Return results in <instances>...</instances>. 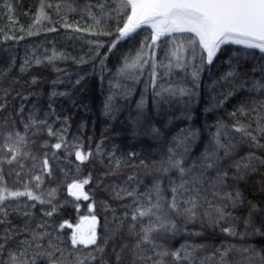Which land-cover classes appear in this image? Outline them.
I'll list each match as a JSON object with an SVG mask.
<instances>
[{
  "label": "trees",
  "instance_id": "1",
  "mask_svg": "<svg viewBox=\"0 0 264 264\" xmlns=\"http://www.w3.org/2000/svg\"><path fill=\"white\" fill-rule=\"evenodd\" d=\"M117 6L0 0V264L13 256L15 264H153L161 248L182 246L188 259L166 264H264V89L253 87L264 83V53L228 45L209 64L185 46L177 59L172 52L191 34L154 48L147 28L118 40ZM137 55L140 64L125 68ZM78 150L89 158L77 160ZM170 160H181L184 175ZM85 179L89 199H76L68 186ZM13 191L39 200L8 197ZM92 216L97 244L73 246L76 226ZM157 216L176 229L140 243Z\"/></svg>",
  "mask_w": 264,
  "mask_h": 264
},
{
  "label": "snow or ice",
  "instance_id": "2",
  "mask_svg": "<svg viewBox=\"0 0 264 264\" xmlns=\"http://www.w3.org/2000/svg\"><path fill=\"white\" fill-rule=\"evenodd\" d=\"M117 8L114 9L117 15L120 16L123 27L117 29L119 33L118 40L124 39L132 35L140 29L142 26H148L151 28V45L148 47L154 48L157 42L165 36H171L175 33H188L191 34L185 40V42L180 43L176 51L172 52V56L176 57L177 51H183L185 46L190 48L195 54L197 48L201 49L206 53L207 63L211 64L213 58L217 55L221 46L224 44H234L243 46L246 49H258L261 53H264V0H117ZM101 8L104 5H100ZM43 15V13H41ZM99 23V21H97ZM118 42V41H117ZM112 47H115L113 43ZM180 59V57H176ZM141 56L137 55L133 59L132 63L129 64L125 62V68H135L140 64ZM147 61H145L146 63ZM176 67H182V65L177 64ZM155 68V65H153ZM123 71V69H121ZM193 78H197V73L193 72ZM229 75H232L231 73ZM153 78L155 79V72L153 73ZM254 88L264 89V83L256 82L253 85ZM164 92H168L171 95H175L176 92L171 89H164ZM180 95L189 94L187 90L180 89ZM161 95V93H157ZM111 100V98H109ZM106 109L111 110V105L106 104ZM138 109L143 108V100L137 105ZM237 132H242L244 135L249 136L253 141H256V136L245 130L244 127H236ZM155 131V130H154ZM258 131L264 134V127L258 128ZM49 134L52 135L51 129H49ZM220 132L217 133L215 140L216 146L218 148H223L224 145L220 143L219 140ZM23 140V137H20ZM258 147H264L257 144ZM56 149L62 147L61 143H56L54 145ZM12 149H10L11 151ZM227 155V151L225 152ZM90 154H84L81 151H76L75 156L77 160L81 162L87 160ZM215 152L204 153V158H214ZM15 158V157H13ZM11 162V161H9ZM172 167L179 169L180 174L184 175L185 169L181 167V160L169 161ZM45 167H47V160L44 161ZM208 168L214 167V164L209 163ZM167 171V169H165ZM37 180L40 177H36ZM89 180L85 179L82 182H75L70 184L69 193L76 197V199L88 200L89 196L83 191L84 185L88 184ZM183 188V183L178 186ZM154 191L157 196L161 197L160 186L156 184L154 186ZM173 193L177 192V188L172 189ZM131 195V193H129ZM27 196L33 200H39L38 196H35L31 191H13L8 193V197H21ZM7 197L0 192V202H3ZM237 199H239V193H237ZM43 203V201H40ZM153 207L159 208L160 205L157 203ZM170 207L173 210L177 209L176 197L173 196L172 203ZM255 207V206H253ZM54 211V209H53ZM190 215H194L191 209H187ZM221 213V218H223L224 213L222 209H218ZM151 209H146L139 211L138 215L140 217H145L150 215ZM47 215H52V212L46 213ZM132 219L137 220V215H133ZM158 223L151 224L147 227H142L143 236L140 243H154L152 236L153 233H158L161 230L174 231L176 229L175 223L162 219L160 216L156 217ZM87 222V228L84 225ZM97 220L95 216L90 219L88 217L83 218L80 225L76 226L75 231H73L71 236V243L73 246L76 245H96L97 244V233H96ZM64 227V225H61ZM72 227V225H68ZM224 231L230 232V229H225ZM259 232V229H257ZM140 244H137L139 247ZM2 247V246H0ZM103 251V249H99ZM184 250V246L176 251H169L167 249L161 248L159 252L156 253L160 259L153 262V264H166L165 258L171 256L174 261H180L181 259H188V256H181V251ZM248 251V249H245ZM49 258H51L52 253H44ZM16 257L13 256V264L16 262ZM148 259H152L148 257ZM264 261V257H261ZM32 264H35L33 260ZM78 264H83V261H78Z\"/></svg>",
  "mask_w": 264,
  "mask_h": 264
},
{
  "label": "water",
  "instance_id": "3",
  "mask_svg": "<svg viewBox=\"0 0 264 264\" xmlns=\"http://www.w3.org/2000/svg\"><path fill=\"white\" fill-rule=\"evenodd\" d=\"M145 28H147V29H150L151 30V28L150 27H148V26H142L140 29H137V31L138 30H141V29H145ZM152 31V30H151ZM175 34H177V33H175ZM165 37H167V36H165ZM162 38H164V37H162ZM161 38V39H162ZM228 45H234V44H231V43H228V44H224V45H222L221 46V48H220V50L224 47V46H228ZM236 46H240V45H236ZM241 47H243V46H241ZM219 50V51H220ZM254 50H257V51H259L258 49H254ZM219 51H218V53H219ZM205 53V52H204ZM218 53H217V55H218ZM206 54V53H205ZM217 55L213 58V60L217 57Z\"/></svg>",
  "mask_w": 264,
  "mask_h": 264
},
{
  "label": "rangeland",
  "instance_id": "4",
  "mask_svg": "<svg viewBox=\"0 0 264 264\" xmlns=\"http://www.w3.org/2000/svg\"><path fill=\"white\" fill-rule=\"evenodd\" d=\"M89 219H90V218H89ZM82 220H83V219H82ZM82 220H81V221H82ZM80 224H81V223H80ZM80 224H79V225H80ZM87 226H88V225H87V222H85V225H84L85 229L87 228ZM75 229H76V228H75ZM74 231H75V230H74Z\"/></svg>",
  "mask_w": 264,
  "mask_h": 264
}]
</instances>
